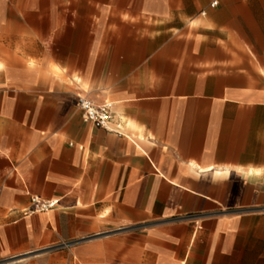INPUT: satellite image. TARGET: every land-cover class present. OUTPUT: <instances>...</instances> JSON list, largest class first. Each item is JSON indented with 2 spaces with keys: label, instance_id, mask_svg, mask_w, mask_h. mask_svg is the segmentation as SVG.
Here are the masks:
<instances>
[{
  "label": "crops",
  "instance_id": "0c3cea01",
  "mask_svg": "<svg viewBox=\"0 0 264 264\" xmlns=\"http://www.w3.org/2000/svg\"><path fill=\"white\" fill-rule=\"evenodd\" d=\"M0 264H264V0H0Z\"/></svg>",
  "mask_w": 264,
  "mask_h": 264
},
{
  "label": "built area",
  "instance_id": "2783aa9c",
  "mask_svg": "<svg viewBox=\"0 0 264 264\" xmlns=\"http://www.w3.org/2000/svg\"><path fill=\"white\" fill-rule=\"evenodd\" d=\"M212 5H215V3ZM77 107L80 110L81 118L85 123H90L95 127L104 130H110V124L113 118L111 104L97 105L88 98H78ZM54 207L55 202L43 201L39 198L33 197L31 199V208L26 213L48 212ZM63 247L66 248L68 245H63Z\"/></svg>",
  "mask_w": 264,
  "mask_h": 264
},
{
  "label": "rangeland",
  "instance_id": "374dc122",
  "mask_svg": "<svg viewBox=\"0 0 264 264\" xmlns=\"http://www.w3.org/2000/svg\"><path fill=\"white\" fill-rule=\"evenodd\" d=\"M236 47L238 49V52L233 54V57L236 58L237 60L243 59L244 58L243 44L241 42H236Z\"/></svg>",
  "mask_w": 264,
  "mask_h": 264
}]
</instances>
